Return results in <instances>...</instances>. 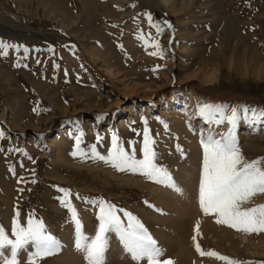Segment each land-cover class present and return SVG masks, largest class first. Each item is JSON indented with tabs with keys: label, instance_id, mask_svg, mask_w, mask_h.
<instances>
[{
	"label": "rangeland",
	"instance_id": "1",
	"mask_svg": "<svg viewBox=\"0 0 264 264\" xmlns=\"http://www.w3.org/2000/svg\"><path fill=\"white\" fill-rule=\"evenodd\" d=\"M196 154V264H264V0H0V264H172Z\"/></svg>",
	"mask_w": 264,
	"mask_h": 264
},
{
	"label": "bare ground",
	"instance_id": "2",
	"mask_svg": "<svg viewBox=\"0 0 264 264\" xmlns=\"http://www.w3.org/2000/svg\"><path fill=\"white\" fill-rule=\"evenodd\" d=\"M206 77L207 79L210 80L211 76L206 75ZM198 125L199 124H197V126ZM255 146L256 145L253 144V147ZM198 155L199 154H196L197 157L191 163L190 166L184 167L185 169H188V172L184 170L183 171L184 174L176 181V183L178 184V187L176 190H172L169 187L164 188L167 194L178 195L180 197V199L178 200H173V201L167 200L165 202L166 206H179L178 209L175 207H172V212L175 214L183 212V217L176 221V223H178L177 228L179 229V232H180L179 236L167 242L171 249L169 251V254H170L169 256L172 259L171 260L172 264H196L195 255L193 253L194 251L190 250V247L185 242L184 236L190 239V242L192 245H195L197 240L205 244L207 240L204 239V237L202 236V233L213 232L211 237L215 239L214 240L215 245L220 246L222 242H228L229 240H231L232 235L234 233L233 230L230 231L231 230L230 228H228L226 225L220 222V221H224V220H221V212H220L221 207L218 209V211L216 210L217 212L216 214L214 213V215H212L211 213L205 212L206 214L202 216V212L201 211L198 212V210L201 209V207L198 205V201H202L204 198L206 199L208 192L205 193L202 191L207 189L208 182H209V175L207 171H205V167L199 165L198 159L201 157ZM195 163H197V166L195 165ZM199 171L202 173V175L199 174ZM196 178H197V181H196L195 187L192 185H189V183ZM199 186H201L203 190H201ZM167 197L168 196L164 197V199ZM160 199L162 198L160 197ZM215 200L213 201L214 208H216L217 205H222V203H218ZM218 200H219V197H218ZM224 200L226 202V199ZM227 205L228 204H225L224 206L222 205L223 207L221 208V210L225 209ZM211 206L212 205L209 206V209L211 208ZM218 207L219 206H217V208ZM151 217L153 219L161 220L156 214H153ZM164 217H165V214H164ZM202 217L203 218L205 217V219L201 220L200 218ZM165 218H168V216H166ZM170 220L171 218L166 220V222H169ZM257 243L261 245L262 239L257 237ZM123 255L125 254L123 253ZM222 260L221 258H219V260H217V263L224 262L225 264H232L229 261H226V260L222 261ZM69 264H80V263L74 260L70 262Z\"/></svg>",
	"mask_w": 264,
	"mask_h": 264
}]
</instances>
